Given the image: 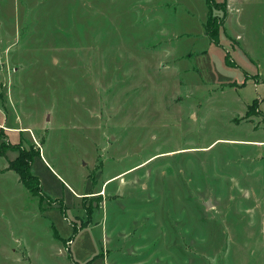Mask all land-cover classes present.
I'll use <instances>...</instances> for the list:
<instances>
[{"label":"rangeland","instance_id":"1","mask_svg":"<svg viewBox=\"0 0 264 264\" xmlns=\"http://www.w3.org/2000/svg\"><path fill=\"white\" fill-rule=\"evenodd\" d=\"M176 1L0 0V264H264V0Z\"/></svg>","mask_w":264,"mask_h":264},{"label":"trees","instance_id":"2","mask_svg":"<svg viewBox=\"0 0 264 264\" xmlns=\"http://www.w3.org/2000/svg\"><path fill=\"white\" fill-rule=\"evenodd\" d=\"M205 1H207L209 8L211 10L213 8H218V9L221 8L223 11V16L221 17V20L219 21V23H217V20H218L217 17L209 15L208 19L206 20V22L204 24V28H205V31H206L209 39L213 43L218 44V34H219L218 30H219L220 25L222 24L223 20L226 17V2L224 1V2L218 3V2H216V0H205ZM226 56H225V58H226ZM254 100L255 99H253V102H254ZM250 106H252V105H250ZM4 155H5V153L0 150V156H4ZM34 155H32V156H34ZM19 158H20V156L15 158V159H11L10 161H8L7 169L13 170L14 172H16L18 177H19V181L32 194H35V191H36L35 187H34V183L38 187L37 191L40 192L41 187L39 186L38 179L36 178V176H33L30 173V165H31L32 159H29V157L26 156L24 162L22 164H19V163H17V160ZM33 180H34V182H32ZM85 264H88V263H85Z\"/></svg>","mask_w":264,"mask_h":264},{"label":"crops","instance_id":"3","mask_svg":"<svg viewBox=\"0 0 264 264\" xmlns=\"http://www.w3.org/2000/svg\"><path fill=\"white\" fill-rule=\"evenodd\" d=\"M172 2H171V8H174L175 6H178L179 5V2L178 1H176V0H171ZM205 1V0H204ZM226 2V17H225V19L223 20V22H222V24L220 25V28H219V34H218V44H219V36H220V32L222 31V32H224L225 34H226V36H227V31L225 30V23H226V20H227V18H228V13H229V9H228V7H229V5L231 4V2H232V0H216V2ZM149 3V2H148ZM164 4V3H163ZM166 4V3H165ZM205 5H206V9L204 10V14H202V18H203V22H201V24H202V31H203V33H204V35H206L207 37H208V35H207V33H206V31H205V28H204V24H205V22H206V20L208 19V17H209V15H211V16H215V17H217V18H221L222 16H223V11H222V9L221 8H213L212 10L209 8V5H208V3H207V1H205ZM254 99H256V98H254ZM248 106V105H247ZM255 144V145H260V144H263L264 143V141H256V140H253V142H252V144ZM110 179H112V177L111 178H108V179H106L105 181H104V183H103V188L105 187L106 188V186H107V184H106V186H105V183H106V181H108V180H110ZM98 194H102V192H101V190L99 189L98 190ZM80 195H82V194H78V196L79 197H81ZM106 200L104 199V202H105ZM88 264H89V262H88Z\"/></svg>","mask_w":264,"mask_h":264},{"label":"water","instance_id":"4","mask_svg":"<svg viewBox=\"0 0 264 264\" xmlns=\"http://www.w3.org/2000/svg\"><path fill=\"white\" fill-rule=\"evenodd\" d=\"M205 206L206 207H209L210 206V202H207Z\"/></svg>","mask_w":264,"mask_h":264}]
</instances>
